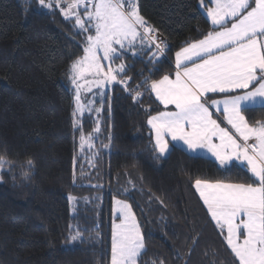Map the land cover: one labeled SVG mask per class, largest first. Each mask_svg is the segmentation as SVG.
<instances>
[{"label": "trees", "instance_id": "trees-1", "mask_svg": "<svg viewBox=\"0 0 264 264\" xmlns=\"http://www.w3.org/2000/svg\"><path fill=\"white\" fill-rule=\"evenodd\" d=\"M199 1L138 0L140 14L167 41L168 51L155 64L149 62L154 48L116 61L128 69L130 87L171 75L175 52L211 29ZM73 25L35 0H0V155L14 161L0 173V264H110L113 199L129 203L141 225L146 251L139 264H234L194 184L247 183L250 174L178 148L159 157L147 125L162 110L153 94L134 102L122 86L107 88L100 132L93 131L96 120L82 117L95 147L79 150L67 73L83 55L85 36ZM245 116L253 124L264 121V110ZM93 153L95 167L89 164ZM29 158L35 168L25 180ZM70 194L77 198L73 214ZM76 228L84 239L70 246L67 237Z\"/></svg>", "mask_w": 264, "mask_h": 264}, {"label": "snow or ice", "instance_id": "snow-or-ice-1", "mask_svg": "<svg viewBox=\"0 0 264 264\" xmlns=\"http://www.w3.org/2000/svg\"><path fill=\"white\" fill-rule=\"evenodd\" d=\"M35 2L50 12L58 9L66 21L74 20L73 27L85 36L83 55L70 64L67 73L75 90L72 124L74 131L80 132L81 152L85 145L89 150L95 147L93 135L83 132L82 117L93 112L99 117L103 89L119 84L134 102L145 92L153 94L163 108L148 117L147 125L159 157L169 153L173 142L182 143L189 152L209 153L222 169L230 171L236 162L250 174L247 183L197 179L194 188L224 237L234 264H264V121L253 124L245 116L249 111L264 110V0H200L211 29L175 52L174 78L168 74L158 80L146 77L134 88L129 86L131 77L126 75L125 64L116 65V61H123L128 52L137 56L154 48L149 62L155 64L168 51L167 41L159 39L158 30L140 14L138 0ZM93 89L101 90L96 93L101 97L99 107L93 106L95 100L83 98ZM209 94H224L225 98ZM210 108L230 127H222ZM95 125L93 131L99 133V118ZM111 139L109 135V143ZM97 154L89 159L92 167ZM13 164L0 155V173L11 170ZM75 166L74 158V185ZM34 168V161L27 159L22 178L29 179ZM76 199L68 196L70 204ZM83 239L79 228L70 230L67 237L70 246ZM145 251V238L132 206L114 199L110 264H139Z\"/></svg>", "mask_w": 264, "mask_h": 264}, {"label": "crops", "instance_id": "crops-1", "mask_svg": "<svg viewBox=\"0 0 264 264\" xmlns=\"http://www.w3.org/2000/svg\"><path fill=\"white\" fill-rule=\"evenodd\" d=\"M205 3H207V0L205 1ZM210 6V5H209ZM198 8H199V10L201 11V13L205 16V18L207 19V17H206V12H205V10H204V8H202L201 7V5H200V1H199V4H198ZM209 22V21H208ZM210 23V22H209ZM211 25V24H210ZM171 65H172V68H173V72H172V74H171V76L174 78V73H175V54H174V56H173V60H172V62H171ZM210 96H213L215 99H224L225 98V96H224V94H209ZM154 96V95H153ZM155 98V97H154ZM158 104H159V102L158 101H156ZM161 108H163V106L162 105H159ZM210 111H212L213 112V118L214 119H217V121H218V123H220L221 124V126L222 127H230V126H228L227 124H226V122L224 121V118H223V116L220 114V113H218V112H216V110L214 109V108H210ZM148 128H149V126H148ZM149 130H150V132H151V135H152V137H153V143H154V134L152 133V131H151V129L149 128ZM170 150L172 149V148H178V149H180V150H182V151H184L185 153H187V154H189V155H191V156H196V157H203V158H207V159H209V160H212L213 162H215V159L209 154V153H207V152H203V151H201V152H198V153H192V152H189L187 149H186V146H184L182 143H180V144H176L175 142H173V144H170ZM170 152V151H169ZM167 155V154H166ZM165 155V156H166ZM165 156H162V157H165ZM216 163V162H215ZM217 164V163H216ZM218 165V164H217ZM233 165H236V166H239V167H241L238 163H236V162H233ZM242 168V167H241ZM245 170H246V168H244ZM194 190H195V188H194ZM195 193L197 194V196H198V198H199V194L196 192V190H195ZM199 200H200V198H199ZM200 202H201V204L203 205V202L200 200ZM203 207L205 208V210L207 211V209H206V207L203 205ZM208 214V213H207ZM209 215V214H208ZM209 217H210V215H209ZM210 219H211V217H210ZM212 221V220H211ZM213 222V221H212ZM214 223V222H213ZM215 224V223H214ZM229 251H230V249H229ZM231 252V251H230Z\"/></svg>", "mask_w": 264, "mask_h": 264}, {"label": "rangeland", "instance_id": "rangeland-1", "mask_svg": "<svg viewBox=\"0 0 264 264\" xmlns=\"http://www.w3.org/2000/svg\"><path fill=\"white\" fill-rule=\"evenodd\" d=\"M83 10H81V12H82ZM105 63H107V62H105ZM69 85H70V89H71V94H72V105H73V109H74V93H75V90H74V88H73V86H72V84H71V82H70V80H69ZM114 85H119V84H114ZM114 85H111L110 87H106L105 89H103L102 91L104 92V104H105V101H106V89L108 88V90H110L111 89V87L112 86H114ZM119 86H121V85H119ZM123 87V86H122ZM99 91H101V90H97V89H93V92L92 93H84L83 94V98L84 99H86V100H95L96 101V103L93 105L94 107H99L100 106V100H101V97L99 96V95H97L96 93H98ZM104 107V106H103ZM73 112V111H72ZM102 113V112H101ZM101 113L99 114V117H100V115H101ZM91 116V118L93 119V120H97L99 117H97V115L93 112V113H91V114H88V113H85V115L84 116ZM83 116V117H84ZM73 118V117H72ZM85 148L88 150V148H87V145H85ZM80 150V149H79ZM81 151V150H80ZM67 199H68V196H67ZM113 202H114V199L112 200V204H111V207H112V213H113ZM69 204H70V202H69ZM69 210H70V213L71 214H73V212H74V209H73V205H72V203L70 204V208H69ZM118 222V221H117Z\"/></svg>", "mask_w": 264, "mask_h": 264}]
</instances>
